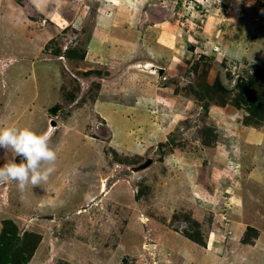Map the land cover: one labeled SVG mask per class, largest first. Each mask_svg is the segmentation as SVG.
Returning a JSON list of instances; mask_svg holds the SVG:
<instances>
[{
    "label": "rangeland",
    "instance_id": "obj_1",
    "mask_svg": "<svg viewBox=\"0 0 264 264\" xmlns=\"http://www.w3.org/2000/svg\"><path fill=\"white\" fill-rule=\"evenodd\" d=\"M139 58L163 77L111 83ZM253 69L264 0H0V126L61 123L48 181L0 184V232L15 244L38 234L27 264H264V117L246 126L231 103L243 100L238 70L249 81ZM10 160L0 151V166Z\"/></svg>",
    "mask_w": 264,
    "mask_h": 264
},
{
    "label": "trees",
    "instance_id": "obj_2",
    "mask_svg": "<svg viewBox=\"0 0 264 264\" xmlns=\"http://www.w3.org/2000/svg\"><path fill=\"white\" fill-rule=\"evenodd\" d=\"M252 68H255V67H252ZM192 70L195 71V68H193ZM238 72H239V78H240L239 83H238V86H239L238 96H240V98H242L243 100L241 99L235 100V98H233L231 103L235 107L243 108L245 110V114L242 119V123L244 125L249 126V127H257L259 124V121H261V119H263L264 117V111L257 112L254 107V102H256L257 99L261 97L264 99V91L263 93H260L259 86L261 85V83H258V85H256L257 83L254 81L255 79L264 80V70L259 69L258 71H256L253 69L252 73L249 76L251 78V80L249 81L244 80L243 73L240 70H238ZM219 81H217V83L221 84V82ZM246 86H251V88L248 90ZM219 88H224V87L221 84L219 85ZM211 89L215 90L216 88L211 87ZM208 97H211V95L207 94V92L203 91V93L199 94V99L203 101H206ZM222 104L223 103H219V105H222ZM255 119L258 120V123L254 122ZM213 132H214L213 128L209 126H203L199 130L200 139L204 145L214 146L217 143V141H215L216 134H212ZM160 150L162 151L161 148ZM143 182L144 181L140 183V189H139L140 193H145L148 190V188L150 189V186L149 185L147 186ZM137 197H139V195H137ZM181 220L186 222L187 218H182ZM206 221L209 225H212L211 217H209V219H206ZM8 223L10 224V221H8ZM184 233L190 240L195 241L202 247H205L206 240H204L203 238L204 236L202 234V231L198 223L195 222V224H193L190 227V225L187 224L186 222L184 226ZM24 235H27V236L23 237L21 239L22 241H20L19 244L18 242L17 244H15L16 238L14 237V235H10V234L8 235L5 230L3 232H0V264H27L28 261H30L31 256L33 254L32 252L35 250V247L37 246L40 238L37 233L35 234V233L28 232V231H26ZM242 242L249 244V241L247 240L243 241L242 239Z\"/></svg>",
    "mask_w": 264,
    "mask_h": 264
},
{
    "label": "clouds",
    "instance_id": "obj_3",
    "mask_svg": "<svg viewBox=\"0 0 264 264\" xmlns=\"http://www.w3.org/2000/svg\"><path fill=\"white\" fill-rule=\"evenodd\" d=\"M50 139L51 130L36 133L28 127L0 126V151L10 150L19 158L0 166V184L16 182L18 189L23 191L29 185L37 187L46 183L55 170L57 159ZM207 241L205 248L210 247Z\"/></svg>",
    "mask_w": 264,
    "mask_h": 264
},
{
    "label": "water",
    "instance_id": "obj_4",
    "mask_svg": "<svg viewBox=\"0 0 264 264\" xmlns=\"http://www.w3.org/2000/svg\"><path fill=\"white\" fill-rule=\"evenodd\" d=\"M131 71L133 72H139L141 74H143L145 77H147L148 79H153L156 81H159V79H161L163 77V73L165 71V67L162 66V64L154 62L153 60H149L146 58H139L136 60H133L131 62H129L124 69L120 70L117 75L116 73L114 74V78L112 79V82L109 80L110 78H107V80H109L111 83L116 82V80H118V77H123L126 74L130 73ZM102 81L104 80L101 79ZM119 81V80H118ZM108 82V83H110ZM61 127V123L55 118V117H48L46 122H45V126L44 128L41 130L40 133H43L45 131L51 130V139L50 141L53 139V137L56 135V133L58 132V130ZM161 151H160V147L156 144L153 150V154L156 155H160ZM13 157V159L18 160L19 158L15 156V154L13 152H11V158ZM149 247H151V245H149Z\"/></svg>",
    "mask_w": 264,
    "mask_h": 264
},
{
    "label": "flooded vegetation",
    "instance_id": "obj_5",
    "mask_svg": "<svg viewBox=\"0 0 264 264\" xmlns=\"http://www.w3.org/2000/svg\"><path fill=\"white\" fill-rule=\"evenodd\" d=\"M91 74V73H90ZM6 81V82H5ZM0 82L2 83V89H6L7 88V84H8V81L6 80V78L4 79L2 76H0ZM81 88V87H80ZM12 126H13V123H12Z\"/></svg>",
    "mask_w": 264,
    "mask_h": 264
},
{
    "label": "crops",
    "instance_id": "obj_6",
    "mask_svg": "<svg viewBox=\"0 0 264 264\" xmlns=\"http://www.w3.org/2000/svg\"><path fill=\"white\" fill-rule=\"evenodd\" d=\"M259 143H260V142H259ZM145 237H146V236H145ZM215 240H216V239H215ZM240 244H241V242H240ZM149 245H151V244H148V246H149ZM153 248H155L154 245H152V249H153ZM203 248H204V247H203ZM206 249H207L209 252L216 253V252H215L216 250H215L214 248H211V247H208V246H207ZM234 256L240 257L239 255H234Z\"/></svg>",
    "mask_w": 264,
    "mask_h": 264
}]
</instances>
